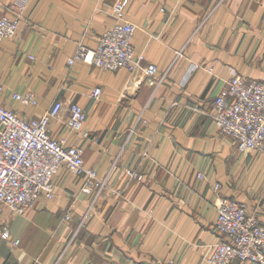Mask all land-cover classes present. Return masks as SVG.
I'll return each mask as SVG.
<instances>
[{
  "label": "crops",
  "instance_id": "obj_1",
  "mask_svg": "<svg viewBox=\"0 0 264 264\" xmlns=\"http://www.w3.org/2000/svg\"><path fill=\"white\" fill-rule=\"evenodd\" d=\"M116 1L0 0L1 14L19 16L16 36L0 44L3 103L27 117L79 103L88 136L64 124L66 111L50 132L81 146L84 165L107 181L93 200L80 191L83 175L62 166L51 199L22 213L0 204V231L10 232L0 264H208L220 197L246 203L264 224V142L240 151L211 118L231 69L264 80V0H123L132 44L154 75L69 64L112 26ZM26 91L35 105L13 98ZM138 167L142 180L125 173Z\"/></svg>",
  "mask_w": 264,
  "mask_h": 264
},
{
  "label": "built area",
  "instance_id": "obj_2",
  "mask_svg": "<svg viewBox=\"0 0 264 264\" xmlns=\"http://www.w3.org/2000/svg\"><path fill=\"white\" fill-rule=\"evenodd\" d=\"M112 12L115 21L97 36L96 45L80 44L67 62L73 64L81 60L105 70L141 69L153 76L156 65L145 62L144 54L136 52L132 44L136 26L123 18L124 1H116ZM18 26L19 16L0 13V44L5 37L16 36ZM2 91L0 82V204L22 213L35 207L41 198L51 199L55 195L54 178L62 166L76 175H83L80 191L95 200L106 186V179L100 177L95 168L84 165L81 146L69 144L64 137L53 136L49 129L51 119L63 117L66 111L64 124L71 131L88 136L83 107L77 102L64 105L59 100L43 114L27 117L3 103ZM100 94L101 87L95 86L92 95L98 97ZM13 98L24 104L37 103L31 91L15 92ZM211 118L218 133L232 138L240 151L261 145L264 142V80L246 79L231 69V77L213 99ZM125 173L137 181L144 178L140 167L127 168ZM199 175L203 177L202 173ZM218 187L216 183L214 188ZM216 212L215 228L220 239L212 245L205 261L208 264H264V224L247 204L220 197ZM70 215L69 207L63 218L69 219ZM8 238L9 230L2 229L0 239ZM68 245L65 244L59 257L65 254ZM162 264L174 262L169 259Z\"/></svg>",
  "mask_w": 264,
  "mask_h": 264
},
{
  "label": "rangeland",
  "instance_id": "obj_3",
  "mask_svg": "<svg viewBox=\"0 0 264 264\" xmlns=\"http://www.w3.org/2000/svg\"><path fill=\"white\" fill-rule=\"evenodd\" d=\"M70 212H71V208H70Z\"/></svg>",
  "mask_w": 264,
  "mask_h": 264
}]
</instances>
